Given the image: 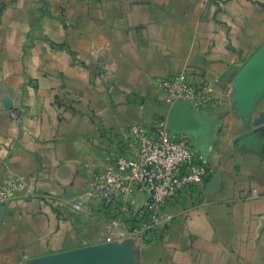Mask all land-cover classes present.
I'll return each instance as SVG.
<instances>
[{"label":"crops","instance_id":"obj_1","mask_svg":"<svg viewBox=\"0 0 264 264\" xmlns=\"http://www.w3.org/2000/svg\"><path fill=\"white\" fill-rule=\"evenodd\" d=\"M256 58L264 0H0V183H19L0 264H264ZM179 75L210 86L208 109L161 88ZM160 117L214 165L206 200L157 241L120 239L90 183L130 125Z\"/></svg>","mask_w":264,"mask_h":264},{"label":"built area","instance_id":"obj_2","mask_svg":"<svg viewBox=\"0 0 264 264\" xmlns=\"http://www.w3.org/2000/svg\"><path fill=\"white\" fill-rule=\"evenodd\" d=\"M160 85L172 98L198 110L212 105L210 86L197 88L185 75L164 79ZM132 148L135 153L128 155ZM213 172L210 160L201 159L193 145L182 135H174L167 119L160 117L127 128L123 150L110 153L97 167L90 193L99 200L101 216L118 238L154 242L177 217L205 203ZM18 187L15 180L0 183V203L14 197ZM138 194L145 201L136 207ZM73 208L82 210L80 204Z\"/></svg>","mask_w":264,"mask_h":264},{"label":"water","instance_id":"obj_3","mask_svg":"<svg viewBox=\"0 0 264 264\" xmlns=\"http://www.w3.org/2000/svg\"><path fill=\"white\" fill-rule=\"evenodd\" d=\"M260 66H264V61L262 60V58H256L254 59L250 65L248 66L247 68V71H246V77H249L250 75H253L255 74V71L258 67ZM167 123H168V127L169 129L172 131V133L174 135H181L177 129L174 127V125L169 121V119H167Z\"/></svg>","mask_w":264,"mask_h":264}]
</instances>
